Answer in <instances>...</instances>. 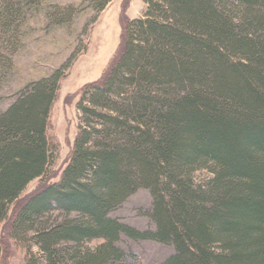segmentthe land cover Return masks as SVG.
Segmentation results:
<instances>
[{"label":"trees","instance_id":"1","mask_svg":"<svg viewBox=\"0 0 264 264\" xmlns=\"http://www.w3.org/2000/svg\"><path fill=\"white\" fill-rule=\"evenodd\" d=\"M142 1L105 74L80 91L57 181L46 130L64 67L0 110V259L9 238L24 264H142L123 237L171 246L159 264H264V0ZM200 169L210 176L195 182ZM140 188L154 229L110 215Z\"/></svg>","mask_w":264,"mask_h":264},{"label":"rangeland","instance_id":"2","mask_svg":"<svg viewBox=\"0 0 264 264\" xmlns=\"http://www.w3.org/2000/svg\"><path fill=\"white\" fill-rule=\"evenodd\" d=\"M11 3L18 10L10 19L12 30L9 35L0 32V62L4 67L0 70V110L6 109L26 84L64 67L46 130L48 139L57 147L47 180L57 181L77 132L80 91L86 83L105 74L120 47L122 21L140 17L145 4L142 0H111L97 10L96 0H0V9L6 10ZM209 176L206 169L193 173L195 182ZM39 181L29 182L21 195L31 193ZM151 205L149 191L140 188L110 215L140 230L154 229L148 216ZM1 228L2 224V234ZM119 244L135 251L142 264H159L173 253L171 246L153 241L133 242L122 237ZM33 251H37L36 246ZM24 261L25 248L6 238L0 264Z\"/></svg>","mask_w":264,"mask_h":264}]
</instances>
